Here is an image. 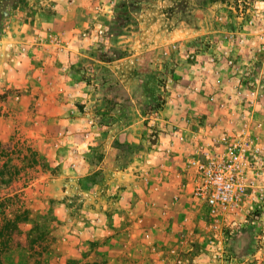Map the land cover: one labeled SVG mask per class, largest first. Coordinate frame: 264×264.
I'll use <instances>...</instances> for the list:
<instances>
[{"label":"rangeland","instance_id":"obj_1","mask_svg":"<svg viewBox=\"0 0 264 264\" xmlns=\"http://www.w3.org/2000/svg\"><path fill=\"white\" fill-rule=\"evenodd\" d=\"M231 1L0 0V140L20 141L21 168L0 190L22 192L44 232L25 264H264V158L250 212L221 231L189 184L190 148L154 118L206 83L201 41L228 46L216 16ZM235 52L257 59L264 91V35Z\"/></svg>","mask_w":264,"mask_h":264},{"label":"built area","instance_id":"obj_2","mask_svg":"<svg viewBox=\"0 0 264 264\" xmlns=\"http://www.w3.org/2000/svg\"><path fill=\"white\" fill-rule=\"evenodd\" d=\"M235 1L222 3L216 16L220 25L216 32L224 34L228 46H222L214 37L201 41L203 53L208 55L200 63L202 71L212 73L207 75L209 80L202 76L207 85L191 81L175 93L178 98L182 97L178 106L186 108L179 121L162 116L164 106L154 116L156 120L165 117L171 145L194 141L186 167L189 184L205 205L211 225L220 227L221 231L232 223L238 224L239 218L250 212L246 193L249 188L256 190L259 172L254 167L257 160L264 158V120L260 118L264 114V91L253 85L260 79L257 59L238 57L235 52L253 36L264 35V0ZM224 76L226 83L221 80ZM210 81L214 89L209 87ZM205 92L210 101L228 112L230 125L221 132L199 130L205 114L195 110L192 100L184 102L186 93L195 99ZM191 132L195 134L194 139L189 138Z\"/></svg>","mask_w":264,"mask_h":264},{"label":"trees","instance_id":"obj_3","mask_svg":"<svg viewBox=\"0 0 264 264\" xmlns=\"http://www.w3.org/2000/svg\"><path fill=\"white\" fill-rule=\"evenodd\" d=\"M19 144L20 141H15V138L10 141L0 140V182L3 185H11L16 180L15 173L21 172L18 165H12L16 171L8 170L11 166L10 152ZM24 156L31 163L39 161L36 151ZM31 212L22 192L8 191L4 194L0 190V264H25L28 257L30 260L42 255L40 246L44 232L40 231V226L31 217ZM32 221L33 227L27 230L25 224Z\"/></svg>","mask_w":264,"mask_h":264},{"label":"crops","instance_id":"obj_4","mask_svg":"<svg viewBox=\"0 0 264 264\" xmlns=\"http://www.w3.org/2000/svg\"><path fill=\"white\" fill-rule=\"evenodd\" d=\"M202 72H203L202 75L204 76V78L209 80L207 75L212 74V73L211 72L209 73V71H207V70H204ZM229 75L227 77H229ZM226 79L227 78L225 76L221 77V80H224L225 83L227 82ZM166 98H167V102L165 104L164 110L162 111V116H166L172 121H179L181 119V116L184 115L186 112V108L183 107L184 105L178 106V103L182 101V97L178 98L176 96V94L171 92L167 95ZM183 98H184L185 103L187 101L192 100L193 105H194L193 107L195 108V110H197L198 112H200L202 114H205V117L203 119V126H201L199 128V130L204 131V132H208V133H212V132L218 133L230 125L229 115L227 114L228 112L226 110L221 109L218 106L217 102L210 101L206 92L199 95L195 99L191 98L186 93L183 96ZM162 118H165V117H162ZM209 123H211V124H209ZM192 128H196V126H193ZM185 130H187V129H185ZM173 136L175 138H178V135L176 132H173ZM171 138L173 139V137H171ZM189 138L194 139L195 134H193L191 132V134L189 135ZM193 143H194V141L189 142V143L184 144V145H187L190 148V150H192V147H193L192 144ZM180 144H183V143L181 142V143H179V145Z\"/></svg>","mask_w":264,"mask_h":264}]
</instances>
